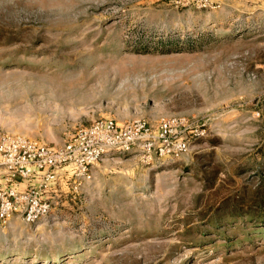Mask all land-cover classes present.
Instances as JSON below:
<instances>
[{"label":"rangeland","instance_id":"rangeland-1","mask_svg":"<svg viewBox=\"0 0 264 264\" xmlns=\"http://www.w3.org/2000/svg\"><path fill=\"white\" fill-rule=\"evenodd\" d=\"M100 119L173 135L65 171L0 264H264V0H0V137Z\"/></svg>","mask_w":264,"mask_h":264},{"label":"built area","instance_id":"built-area-1","mask_svg":"<svg viewBox=\"0 0 264 264\" xmlns=\"http://www.w3.org/2000/svg\"><path fill=\"white\" fill-rule=\"evenodd\" d=\"M172 124L163 122L153 131L146 123L121 126L112 119H100L81 128L68 143L58 147L1 135L0 225L15 216L29 224L47 216L51 211L47 194L67 170L85 178L108 156L141 153L152 159L156 152L163 153L160 145L172 138Z\"/></svg>","mask_w":264,"mask_h":264}]
</instances>
